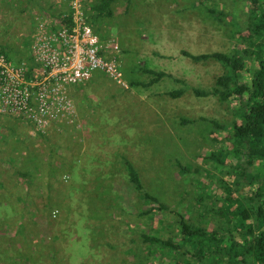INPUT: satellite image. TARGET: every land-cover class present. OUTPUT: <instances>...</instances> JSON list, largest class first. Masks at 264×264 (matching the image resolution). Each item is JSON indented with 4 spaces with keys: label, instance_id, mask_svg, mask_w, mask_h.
Instances as JSON below:
<instances>
[{
    "label": "rangeland",
    "instance_id": "rangeland-1",
    "mask_svg": "<svg viewBox=\"0 0 264 264\" xmlns=\"http://www.w3.org/2000/svg\"><path fill=\"white\" fill-rule=\"evenodd\" d=\"M68 1L0 0V45L11 52L14 63L35 68L30 33L40 25L59 28L61 20L55 17L67 12ZM120 1L111 7L116 12L111 19L116 20L115 49L128 89L95 72L74 84L70 93L77 107L76 123H59L44 136L21 117L0 113V203L14 204L6 216H0V244L5 246L0 264H122L126 259L132 264L130 230L140 221L135 213L141 203L128 180L124 158L140 171L147 190L172 207L180 204V190H191L180 207L183 212L199 190L177 160L193 170L212 172V180L199 176L209 184L208 200L218 189L219 166L199 158L208 153L212 128L201 118L228 122L229 106L214 96L197 97L192 90L180 98L167 93L183 85L176 79L190 87L214 85L221 66L195 63L183 50L228 51L233 43L229 30L197 0H128V14ZM230 9L239 13V4ZM126 54L133 64L124 63ZM145 68L173 77L143 86L152 78ZM131 81L140 83L133 86ZM182 118L195 121L182 124ZM20 171L28 175L22 177ZM221 176L228 178L226 173ZM50 188L53 199L57 197L54 203L65 205L46 210ZM29 198L44 207L42 212ZM25 209V215L20 214ZM101 210L105 217L98 216ZM20 217H25L24 224L15 222ZM172 220L168 216L165 223ZM106 232L117 243L119 254L104 243Z\"/></svg>",
    "mask_w": 264,
    "mask_h": 264
},
{
    "label": "trees",
    "instance_id": "trees-1",
    "mask_svg": "<svg viewBox=\"0 0 264 264\" xmlns=\"http://www.w3.org/2000/svg\"><path fill=\"white\" fill-rule=\"evenodd\" d=\"M114 1H98L96 7L103 11L101 16L112 14ZM197 1L229 30L233 43L228 51L192 53L183 50V54L195 63L216 62L223 71L209 89L190 87L183 80L176 79L183 85L170 90L167 95L180 98L192 90L197 97L214 96L219 103L229 106L232 118L228 122L201 118L208 120L212 128L208 153L199 154V158L211 160L216 168L219 166L218 189L208 200L209 184L200 181L199 176L206 175L212 180V172L199 168L193 170L177 160L176 164L199 190L189 198L187 210L183 212L180 207L184 205L186 193L190 194L191 190H180V204L177 208L172 207L158 194L147 190L140 171L132 161L124 158L128 180L141 203L136 207L137 213L134 211L140 221L134 222L130 230L133 234L130 241L134 244L130 247V255L134 259L132 264H264V0H209L211 5L208 7L205 5L207 0ZM228 4L229 9L239 4V13L226 10ZM128 7L127 4L126 12ZM106 9L109 11L104 13ZM61 20L66 25L71 23L66 13L61 15ZM0 53L13 61L11 52L2 45ZM145 71L152 78L143 82V86H152L167 76L173 77L164 71L149 68ZM130 83L136 86L140 82ZM194 121L181 119L182 124ZM222 173L228 174V178L222 177ZM19 174L22 177L28 175L22 171ZM52 189L47 193L50 207L47 209V205H43L46 210L65 205L54 203L57 197L53 199ZM2 196L0 194V200ZM29 200L42 212L44 207L33 202V198ZM0 207H4L0 216H6L14 204L2 202ZM25 213L26 209L20 210V214ZM98 216L105 217L104 211L101 210ZM168 216L173 219L169 224L165 223ZM24 218L20 217L15 222L24 224ZM105 235L104 243L119 254L117 243L109 240L107 232ZM1 244L0 251L5 247ZM126 260L122 264H126Z\"/></svg>",
    "mask_w": 264,
    "mask_h": 264
},
{
    "label": "built area",
    "instance_id": "built-area-1",
    "mask_svg": "<svg viewBox=\"0 0 264 264\" xmlns=\"http://www.w3.org/2000/svg\"><path fill=\"white\" fill-rule=\"evenodd\" d=\"M71 23L57 29L40 25L31 42L35 68H24L0 53V113L21 117L45 134L59 123H76L72 85L101 71L129 88L113 39L93 30L82 0H69Z\"/></svg>",
    "mask_w": 264,
    "mask_h": 264
},
{
    "label": "crops",
    "instance_id": "crops-1",
    "mask_svg": "<svg viewBox=\"0 0 264 264\" xmlns=\"http://www.w3.org/2000/svg\"><path fill=\"white\" fill-rule=\"evenodd\" d=\"M58 1H63V2H65V1H67V0H56V3L58 2ZM98 1L99 0H84L83 1V4H84V7H85V10H86V14H87V16H88V19H89V21H90V23L92 24V27H93V30L96 32V33H98L97 35L98 36H101V37H112V39L115 41V45H116V40H117V38H118V34H117V26H116V24L114 23L115 21H113L111 18H112V14H114L115 13V16H116V12H113V10H112V14H107V15H102L101 16V12H103V11H101V10H99V9H97V7H96V5H98L97 3H98ZM119 2H121L120 0H116V1H114L113 3H112V5H111V7H113V9H114V7L117 5V4H119ZM122 2H123V4H125V7H127V0L126 1H123L122 0ZM109 11V10H108ZM107 10L104 12V13H107L108 12ZM123 11H125V9L123 10ZM67 12H68V9H67ZM66 12V13H67ZM64 15L65 14V12H60L59 14H58V17H55V20H56V18L57 19H59L60 18V20H61V15ZM124 14H128V10H127V12L125 11V13ZM123 14V15H124ZM35 22H37V21H35ZM36 27V26H35ZM35 28H34V30L30 33V39H31V41L30 42H32V37H33V34H34V32H35ZM108 35H110V36H108ZM30 46H31V44H30ZM127 55V57L125 58V56L124 55H122V56H124V63L125 64H129V65H131V64H133L134 62H133V60H132V57H130V56H128V54H126ZM136 67V66H135ZM134 67V68H135ZM93 75H95V73H93ZM92 75V76H93ZM75 86L76 85H72V87H71V90H70V92L72 91V89H74L75 88Z\"/></svg>",
    "mask_w": 264,
    "mask_h": 264
}]
</instances>
